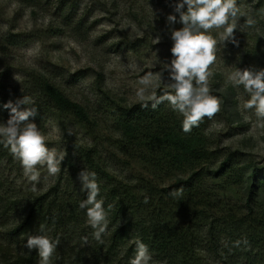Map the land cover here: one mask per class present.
Instances as JSON below:
<instances>
[{"label":"trees","instance_id":"trees-1","mask_svg":"<svg viewBox=\"0 0 264 264\" xmlns=\"http://www.w3.org/2000/svg\"><path fill=\"white\" fill-rule=\"evenodd\" d=\"M13 1L34 7L38 0ZM262 2L258 0L256 6ZM59 7L64 8V25L79 31L85 11L80 12L77 0H59ZM34 38L7 31L0 35V53L11 55V50ZM6 73L0 67V122L9 118L4 104L28 96L38 109L30 121L44 134L50 118L67 133L65 119H69L91 141L88 146L69 143L62 151L66 155L60 173L35 192L30 185L3 181L16 158L0 144V264H38V253L24 245L27 234H40L41 224L60 241L52 264H128L135 255L136 238L148 246L154 261L163 264H264V164L243 162L238 149L212 147L206 134L212 118L185 134L183 117L168 102L154 110L137 102L119 106L113 114L112 134L102 135L97 122L48 73L23 72L20 90L11 88ZM216 84H210L212 94L222 100V109L215 116L233 117V87ZM82 170L96 173L98 199L104 200L108 212L103 244L92 238L86 210L79 208L87 197L77 179ZM211 180L221 185L214 187ZM181 187V197L170 195ZM224 196L240 199L224 202ZM84 236L87 245L82 244ZM243 237L250 248L232 246Z\"/></svg>","mask_w":264,"mask_h":264},{"label":"rangeland","instance_id":"rangeland-1","mask_svg":"<svg viewBox=\"0 0 264 264\" xmlns=\"http://www.w3.org/2000/svg\"><path fill=\"white\" fill-rule=\"evenodd\" d=\"M257 1L237 0L241 10L250 14L257 23L235 32L238 46L231 43L219 46L217 62L211 68L217 78L215 82L212 81L214 75L210 78L211 85L232 86L228 75L233 67L264 69V0L259 6H256ZM77 2L80 12L85 11V23L79 31L74 32L72 27L64 25V8L59 7V0H38L34 7L20 5L13 0H0V35L11 31L35 37L30 44L11 50V55L3 57V53H0V67L9 71V74L6 73L7 77L10 75L9 84L18 90L22 88L23 72L36 70L48 73L64 93L97 122L98 131L109 136L112 134L115 110L119 106L138 102L135 95L136 89L140 87L138 79L149 71H160L164 63L173 58L169 29H179L182 25H168L166 18L171 14L179 20L173 10L178 0ZM243 23L242 17L240 24ZM220 31L212 30L211 34L218 39ZM158 35L161 40L155 43ZM134 66L142 71L135 70ZM78 72V77H71ZM98 75L103 78L102 84L99 83ZM156 91L161 94L165 89L161 86ZM247 99L242 87H233L232 105L235 114L233 117L228 114L213 117L207 125L206 134L212 147L238 149L243 155V162L264 164V136H258L254 129V111L243 108ZM65 125L68 129L64 134L55 119L50 118L46 122L45 136L50 149L55 148L57 152L63 153L69 143L73 147L90 145V138L71 120L65 119ZM57 127L62 135L56 133ZM68 130H71V135H68ZM13 164L11 174L9 170L6 171L3 181L15 186H32L24 176L20 162L16 159ZM39 171L41 175L36 187L45 188L55 176H50L46 167H41ZM214 181H209V184H214ZM218 185L221 183L213 186ZM229 198L232 203L240 199L239 196H224L222 200L231 202Z\"/></svg>","mask_w":264,"mask_h":264},{"label":"clouds","instance_id":"clouds-1","mask_svg":"<svg viewBox=\"0 0 264 264\" xmlns=\"http://www.w3.org/2000/svg\"><path fill=\"white\" fill-rule=\"evenodd\" d=\"M178 14L167 16V24L182 25L179 29L170 28V49L172 59L164 63L163 68L156 72H147L137 83L135 95L144 109L149 106L154 110L165 101L182 117V131L187 134L194 127H199L205 118L211 119L222 109V100L212 94L210 78L214 75L211 70L217 62L219 46L231 43L238 46L235 32L238 29L255 26L257 21L248 13L241 10L237 0H178L174 5ZM244 18L243 25L240 24ZM212 30H222L219 38L214 37ZM161 37L155 38L159 43ZM135 70H140L135 68ZM167 73V76H165ZM229 83L236 88H243L248 99L243 108L253 110L256 117L254 129L258 136H264V69L233 67L228 75ZM163 86L165 91L158 94L156 89ZM149 88L152 90L149 91ZM35 101L23 96L13 103L9 101L3 107L9 110L6 122H0V144L10 149L11 154L20 162L24 176L31 182V190L37 191L36 185L40 180L41 167H46L50 176H56L61 171V165L66 153L49 148L45 134L36 123L31 122L38 115ZM62 135L60 129H55ZM71 135V130H68ZM81 190L87 192L86 199L79 203V208L86 210L87 223L93 229L92 238L103 244V235L109 226L108 212L104 208V200L98 199L100 185L95 172L82 170L77 174ZM183 188L174 190L170 195L179 198ZM145 203L148 198L145 197ZM109 205V210L111 209ZM37 235L27 234L24 247L30 252L38 253V264H52V257L60 243L59 238L52 239L47 234L46 226L39 225ZM83 245L88 244V237H81ZM135 255L129 264H163L154 261L149 248L139 238L134 240ZM227 246V243L225 244ZM235 248L244 246L250 248L246 237L232 243Z\"/></svg>","mask_w":264,"mask_h":264}]
</instances>
